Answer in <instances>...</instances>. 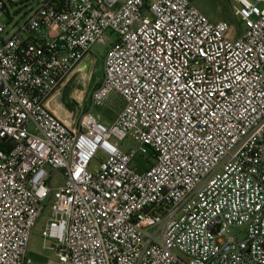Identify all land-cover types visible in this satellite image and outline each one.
Returning a JSON list of instances; mask_svg holds the SVG:
<instances>
[{
	"label": "built area",
	"instance_id": "2783aa9c",
	"mask_svg": "<svg viewBox=\"0 0 264 264\" xmlns=\"http://www.w3.org/2000/svg\"><path fill=\"white\" fill-rule=\"evenodd\" d=\"M234 1L235 40L189 0H43L0 24V264H31L54 174L57 264H264V0ZM109 33L92 107L124 106L67 122L51 102Z\"/></svg>",
	"mask_w": 264,
	"mask_h": 264
},
{
	"label": "rangeland",
	"instance_id": "374dc122",
	"mask_svg": "<svg viewBox=\"0 0 264 264\" xmlns=\"http://www.w3.org/2000/svg\"><path fill=\"white\" fill-rule=\"evenodd\" d=\"M25 1L27 8L24 7ZM43 0H19L17 7L11 10V17L0 16V24L4 25L8 31L16 29L17 26H23L28 18V9L35 8ZM200 12H202L211 22L225 21L229 25L228 37L232 40L238 38L239 31L243 29L242 22L234 16V8L237 5L234 0H189ZM116 40L111 33L108 34L107 41L102 44H95L91 54L95 59L89 75L82 72L73 83L72 90L69 94L71 107L76 112V117H81L85 112L91 110L92 92L102 83L104 78L103 57L107 52L110 44ZM124 104L121 97L113 94L101 107L94 108L90 112L101 116L104 122L113 121L121 111ZM91 107V108H90ZM107 118L106 121L104 117ZM136 147L135 141L128 137L122 143L124 150ZM143 157L134 159L132 166H141L144 163ZM99 166V160L93 162V168ZM64 185V180L60 174H54L51 187L54 189L53 198L48 201L46 209L33 229L30 252L28 261L31 264H57L56 252L43 248L42 231L45 223L51 216V206L57 198L56 189ZM230 234L238 239L245 238L244 230L240 227H231Z\"/></svg>",
	"mask_w": 264,
	"mask_h": 264
},
{
	"label": "crops",
	"instance_id": "0c3cea01",
	"mask_svg": "<svg viewBox=\"0 0 264 264\" xmlns=\"http://www.w3.org/2000/svg\"><path fill=\"white\" fill-rule=\"evenodd\" d=\"M236 7V6H235ZM88 58H91V66H90V69H89V72H84V70L81 68L82 67V64L88 59ZM95 62V59L93 58L92 54H90L75 70L74 72L72 73V75L69 77L68 81L70 79H72L75 75L79 74L80 72H84L85 75H89L90 71H91V68L93 66V63ZM104 66V64H103ZM80 73V74H81ZM79 74V75H80ZM78 75V76H79ZM78 79V78H77ZM76 79V80H77ZM68 81L66 83H68ZM101 85V83L99 84ZM98 85V86H99ZM64 87V86H63ZM62 87V88H63ZM61 88V89H62ZM97 89V88H96ZM95 89V90H96ZM60 92V91H59ZM59 92L54 96L52 102H51V109L53 110V112H55L60 118H62L63 120L67 121V122H72V120L76 117V112L72 109H68L66 107H64L61 103H57L56 102V99L59 95ZM93 93V92H92ZM92 105V104H91ZM91 108V107H90ZM86 113V112H85ZM84 113V114H85ZM104 120L106 121L107 118H105V116L103 117ZM107 122V121H106ZM111 121H108L107 123H109Z\"/></svg>",
	"mask_w": 264,
	"mask_h": 264
},
{
	"label": "water",
	"instance_id": "95a60500",
	"mask_svg": "<svg viewBox=\"0 0 264 264\" xmlns=\"http://www.w3.org/2000/svg\"><path fill=\"white\" fill-rule=\"evenodd\" d=\"M90 66H91V58H88L82 64V67L81 68L84 70V72H89ZM79 74L75 75L72 79H70L68 81V83H66L64 85V87L60 90L59 95H58V97L56 99V102L57 103H61L64 107H66L68 109H72V107H71V101L69 100V94H70V92L72 90L73 83L75 82V80L77 79V77H78Z\"/></svg>",
	"mask_w": 264,
	"mask_h": 264
},
{
	"label": "trees",
	"instance_id": "16d2710c",
	"mask_svg": "<svg viewBox=\"0 0 264 264\" xmlns=\"http://www.w3.org/2000/svg\"><path fill=\"white\" fill-rule=\"evenodd\" d=\"M100 87V85L97 87V89ZM91 107H92V105H91ZM91 110H93V107L91 108ZM91 110H89V111H87L86 113H89ZM85 113V114H86Z\"/></svg>",
	"mask_w": 264,
	"mask_h": 264
}]
</instances>
